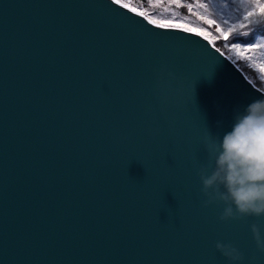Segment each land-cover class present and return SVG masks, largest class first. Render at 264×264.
<instances>
[{
	"label": "water",
	"instance_id": "1",
	"mask_svg": "<svg viewBox=\"0 0 264 264\" xmlns=\"http://www.w3.org/2000/svg\"><path fill=\"white\" fill-rule=\"evenodd\" d=\"M260 97L208 36L121 0H0V264H232L217 242L264 264V216L220 221L198 174Z\"/></svg>",
	"mask_w": 264,
	"mask_h": 264
},
{
	"label": "clouds",
	"instance_id": "2",
	"mask_svg": "<svg viewBox=\"0 0 264 264\" xmlns=\"http://www.w3.org/2000/svg\"><path fill=\"white\" fill-rule=\"evenodd\" d=\"M203 148L208 158L198 173L207 197L203 206L222 203V222L264 216V97L238 112L231 131L222 138L208 133ZM251 232L257 250L264 252L260 228L253 224ZM215 247L232 264L244 259L231 244L217 242Z\"/></svg>",
	"mask_w": 264,
	"mask_h": 264
},
{
	"label": "trees",
	"instance_id": "3",
	"mask_svg": "<svg viewBox=\"0 0 264 264\" xmlns=\"http://www.w3.org/2000/svg\"><path fill=\"white\" fill-rule=\"evenodd\" d=\"M121 1L142 11L157 22L167 25H182L205 34L239 65L249 79L264 90V42L259 43L260 39H264V0H213L216 5L210 0H201L202 4L215 14L216 22L209 24L211 26L197 14L190 12L186 5H182L179 9L181 16L185 18L180 20L171 19L168 15H159V8L150 7L151 0ZM183 1L189 4L192 0ZM162 2L167 4L168 0H162ZM218 12L219 14L233 13L241 21V24L229 27L226 34L221 33L219 22L221 23L222 17L218 15ZM235 48L241 50L248 48L250 55L241 53L239 56L234 51Z\"/></svg>",
	"mask_w": 264,
	"mask_h": 264
},
{
	"label": "rangeland",
	"instance_id": "4",
	"mask_svg": "<svg viewBox=\"0 0 264 264\" xmlns=\"http://www.w3.org/2000/svg\"><path fill=\"white\" fill-rule=\"evenodd\" d=\"M210 1H212V3L216 5L215 1L213 0H210ZM149 5L150 7L159 8V11H160L158 13L159 15H168L169 17H171V19H180V20L182 19L184 20L185 18L181 16L179 9L182 5H186L189 8L190 12L195 13L197 14L198 17H200L201 19H204L208 25L216 22L214 12L208 9L207 6H204L201 0H195V2L194 0H192L189 4L185 3L183 0H168L167 4L163 3L162 0H151L149 2ZM244 6L247 9L246 5ZM210 14H212L213 16H211ZM218 15L222 17L221 23L219 22V31L221 33L226 34L229 27L236 26L237 24H241V21L238 20L237 16L231 12H227L224 14H219L218 12ZM263 42H264V39H260L259 43H263ZM234 51L239 56L241 55V53H248V56L250 55L249 53L250 49L248 48H244V50L235 48Z\"/></svg>",
	"mask_w": 264,
	"mask_h": 264
}]
</instances>
